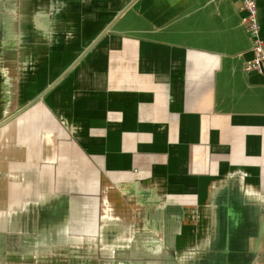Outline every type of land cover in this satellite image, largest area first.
I'll use <instances>...</instances> for the list:
<instances>
[{
  "label": "crops",
  "instance_id": "obj_1",
  "mask_svg": "<svg viewBox=\"0 0 264 264\" xmlns=\"http://www.w3.org/2000/svg\"><path fill=\"white\" fill-rule=\"evenodd\" d=\"M239 4L0 0V264H264Z\"/></svg>",
  "mask_w": 264,
  "mask_h": 264
},
{
  "label": "built area",
  "instance_id": "obj_2",
  "mask_svg": "<svg viewBox=\"0 0 264 264\" xmlns=\"http://www.w3.org/2000/svg\"><path fill=\"white\" fill-rule=\"evenodd\" d=\"M239 10L243 13L242 23L251 39L253 57L246 64L247 70L264 73V39L258 21L257 0H240Z\"/></svg>",
  "mask_w": 264,
  "mask_h": 264
},
{
  "label": "clouds",
  "instance_id": "obj_3",
  "mask_svg": "<svg viewBox=\"0 0 264 264\" xmlns=\"http://www.w3.org/2000/svg\"><path fill=\"white\" fill-rule=\"evenodd\" d=\"M37 15H39V13H37Z\"/></svg>",
  "mask_w": 264,
  "mask_h": 264
}]
</instances>
